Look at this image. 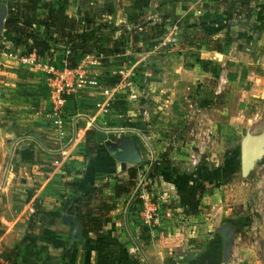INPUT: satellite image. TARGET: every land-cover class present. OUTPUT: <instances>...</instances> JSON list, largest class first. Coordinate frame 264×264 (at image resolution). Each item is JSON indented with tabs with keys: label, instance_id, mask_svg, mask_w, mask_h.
<instances>
[{
	"label": "crops",
	"instance_id": "1",
	"mask_svg": "<svg viewBox=\"0 0 264 264\" xmlns=\"http://www.w3.org/2000/svg\"><path fill=\"white\" fill-rule=\"evenodd\" d=\"M45 1L52 2L54 6H63L78 20H87L94 16L101 22L123 24L127 29L131 28H129L131 24L129 20L127 23L126 19L132 14H147L148 18L156 21L158 15L169 20L171 13L178 15V19L185 21V25L198 20L210 21L221 18L219 12L207 11L203 8V4H209L212 0H199L197 3L184 0L188 7L185 9H181L180 0H159L160 3L157 0ZM7 4V0L0 1L4 10L0 13L2 22L7 16ZM153 7L158 9L152 12ZM39 14H47V11L41 10ZM255 15L257 14L252 13L250 19L256 21ZM256 18H259V15ZM35 29L44 38L49 33L41 24H36ZM175 29L177 30L176 27ZM175 29L166 26L163 36L166 37L168 31L174 32ZM204 31H207L206 28ZM106 45L107 42L103 40L102 46L106 47ZM158 45L156 40L143 42L139 37L133 43L127 38L124 52L110 56L107 65L100 63L102 58L100 54L78 55L75 66L83 70L86 83L80 89H72L68 94H62L61 100L58 101L48 84L51 74L47 72V67L53 65L57 70L61 69L63 62H66L64 52L51 47L40 60L31 61L23 56V48L13 46L11 36L4 31L2 24L0 28V253L20 242L35 240L39 223L30 228H27L26 224L27 219L34 212L35 200L40 202L42 210L59 211L62 195L77 197L80 192L106 176L112 177L108 179L104 194L113 196L114 177H120L129 165L127 162L126 164L116 160L110 152V155L102 153V145L104 143L106 146L104 141L108 138L107 128H109L104 127L103 123L108 121L110 105L121 99L127 101V108L131 113L140 109L137 108L139 105L143 109H150L148 113L157 112L169 105L171 109L177 111L175 103L189 95L188 89L196 81L193 74L199 70L198 63L188 64L189 62L182 60L183 57L180 58L181 62H173L176 57L169 56V52L164 53L163 48L166 45L161 43L163 48ZM207 51L206 48L203 51L205 57H212ZM118 62H122L123 67L114 70V63H117L116 66L121 65ZM138 63L145 66L144 70H140L141 66L136 68ZM124 71L128 73L127 82L125 84L120 81L115 82L114 75H121ZM94 80L99 84L95 86L88 84V81ZM105 86L110 92L109 98L102 92V87ZM125 95H128V99L124 97ZM105 98L110 101L108 106L103 107ZM142 102L144 106L141 105ZM57 111L63 121L58 128L63 132L62 137H58L57 127L53 124ZM88 128L95 129L98 148L85 160L84 135ZM57 160L58 163H55ZM178 177L181 178L180 175L167 174L163 177L164 185H160L162 189L155 192L158 201L163 203L162 206L160 203H153L156 209H160L159 226L148 225L142 216L136 214L134 207L136 197L133 189L117 199V208L104 219L102 239L109 245L119 247L124 256L136 258L143 264H215L213 260L216 256L215 247L208 248L204 245L206 239H209L208 236H202L203 243H199L200 238L196 239L195 235H184L179 230L178 217L182 211L193 208L194 204H182ZM74 178L83 179L77 192H73L65 185L66 181ZM150 191L152 202L154 196L152 190ZM62 217L55 227L64 235L70 232L68 249L63 253L51 249L48 254L43 255L39 264H95L94 244L97 238L90 234L83 240L78 231L72 240L69 227L63 224L68 222L63 221ZM211 239L214 237L211 236ZM185 241L188 243L183 246Z\"/></svg>",
	"mask_w": 264,
	"mask_h": 264
},
{
	"label": "rangeland",
	"instance_id": "2",
	"mask_svg": "<svg viewBox=\"0 0 264 264\" xmlns=\"http://www.w3.org/2000/svg\"><path fill=\"white\" fill-rule=\"evenodd\" d=\"M179 4L185 9L184 0ZM155 9L158 8L153 7L152 12ZM158 17L155 22L166 21ZM256 17V21L249 19L238 26L207 25L205 37L216 40L217 45L212 46L220 48L214 51L200 39L187 38L190 43L185 46L184 33L186 37L192 29H187L178 15L170 13L167 26L177 30H167L166 37L156 41L159 47L163 48L161 43L166 45L164 53L176 57L173 62H181L183 57L188 64L198 63L199 70L193 74L196 81L188 89L189 95L175 103L177 111L169 105L150 113V109H143L139 104L140 109L131 113L127 101L117 99L110 105L108 121L103 123L104 127H109L106 144L134 142L140 157L138 163L132 164L138 166L136 181L147 174L145 185L152 190V203H160L155 192L162 189L163 177L167 176L163 169H154L152 165L167 153L170 163L182 173L181 178L178 177L182 204H194L178 217L179 230L184 235L200 238L199 243H203L202 236H208L204 245L215 247V264H264V145L262 155L245 174L240 163L244 138L264 135V16ZM205 48L212 57H205ZM118 63L121 65L113 64L114 70L122 69V62ZM136 66H141L140 70L145 68L142 63ZM127 74L124 71L113 78L125 84ZM124 97L128 99V95ZM102 148L104 155H110L104 143ZM201 168L206 169L203 178L199 176ZM135 204L136 214L143 218L141 201L136 199ZM156 212L159 214L160 209ZM222 226L230 231L227 256L219 233ZM187 243L185 241L183 246Z\"/></svg>",
	"mask_w": 264,
	"mask_h": 264
},
{
	"label": "trees",
	"instance_id": "3",
	"mask_svg": "<svg viewBox=\"0 0 264 264\" xmlns=\"http://www.w3.org/2000/svg\"><path fill=\"white\" fill-rule=\"evenodd\" d=\"M7 3V16L3 22V29L11 36L13 46L23 48V56L31 61L40 60L51 47L62 50L67 66L70 68L75 67L78 55L91 53L100 54L102 56L100 63L107 65V59L110 56L124 52L127 38L133 43L139 37L143 42L157 40L163 36L168 24L167 20L155 22L148 18L147 14H132L129 17L132 27L127 29L123 24L114 25L101 22L94 16L87 20H78L63 6H54L50 1L7 0ZM203 8L207 11L219 12L221 18L210 21L198 20L186 25V28H191L192 32H188L186 37L184 33L185 46L190 43L187 38L200 39L205 40L211 50L219 51L220 48L212 46L217 45L218 42L205 37L204 28L207 25L224 23L227 27H231L249 20L252 13L264 16V0H212L209 4H203ZM41 10H46L47 14L40 15ZM36 24L43 25L49 31L46 38L35 29ZM103 40L107 42L106 47L102 46ZM84 138V158L87 160L98 148L95 141V129L88 128ZM152 168L163 169L165 173L172 176L182 174L170 163L166 152L163 153L159 162L152 165ZM203 171L206 169L201 168L200 178L205 177ZM137 173L138 166L131 165L120 177H114L112 197L104 194L108 179L112 177L106 176L80 192L77 197L62 195L59 211L42 210L40 202L35 200L33 202L34 212L26 221L27 228L39 223L35 240L27 243L20 242L1 252L0 264L8 262L39 264L43 255L48 254L51 249L60 250L61 253L65 252L69 246L70 232L64 235L55 227L63 215H68L73 219L72 223H63L69 227V231L76 225L83 240L90 234L97 238L94 244L95 264H143L136 258L124 256L119 247L109 245L102 239L104 219L117 208V199L134 189ZM82 181V178H74L66 181L65 185L73 192H77Z\"/></svg>",
	"mask_w": 264,
	"mask_h": 264
},
{
	"label": "built area",
	"instance_id": "4",
	"mask_svg": "<svg viewBox=\"0 0 264 264\" xmlns=\"http://www.w3.org/2000/svg\"><path fill=\"white\" fill-rule=\"evenodd\" d=\"M68 53V51L66 52ZM95 63V62H94ZM47 72L50 73V77L48 78L49 86L52 91L56 94L57 100L60 101V96L64 93L68 94L72 89H80L85 82V74L79 66H75L70 68L67 66L66 62H63L62 68L57 70L53 65L47 67ZM90 85H98V82L88 81ZM102 92L107 94V98H109L110 92L108 91V87H102ZM0 94H1V79H0ZM107 98L104 99L103 107L109 105V101ZM63 121L60 116V113L56 112V118L53 121V124L57 127L58 137L63 136V132L58 130L61 127ZM65 155V153H62ZM58 163V160L55 161ZM147 179V174H144L140 179L136 181V185L134 187V196L141 200L143 207V219L148 223V225H152L158 223V214L156 212L155 205L151 202L150 190L146 188L145 181Z\"/></svg>",
	"mask_w": 264,
	"mask_h": 264
},
{
	"label": "water",
	"instance_id": "5",
	"mask_svg": "<svg viewBox=\"0 0 264 264\" xmlns=\"http://www.w3.org/2000/svg\"><path fill=\"white\" fill-rule=\"evenodd\" d=\"M2 11L4 10L3 7L0 5V13ZM3 22L0 18V28ZM263 145H264V135L257 138L251 136H247L244 138L241 144V152H240L241 171L243 174H245L247 168L253 164V161L262 155ZM106 147L107 150L110 152V154L118 161H123L130 164H136L140 161L138 152L134 147V142L131 140H126L119 145L106 144ZM62 220L68 223L73 222V219L68 215H64L62 217ZM77 232H78V228L77 226H74L71 230L72 240L76 237ZM219 233L222 236L224 255L227 256L230 248V240H229L230 231L228 230L227 226H222L219 229Z\"/></svg>",
	"mask_w": 264,
	"mask_h": 264
}]
</instances>
